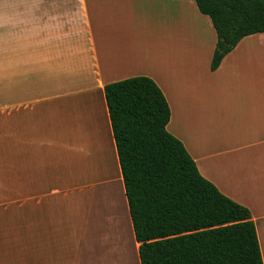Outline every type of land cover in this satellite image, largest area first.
Returning <instances> with one entry per match:
<instances>
[{"label":"crops","instance_id":"1","mask_svg":"<svg viewBox=\"0 0 264 264\" xmlns=\"http://www.w3.org/2000/svg\"><path fill=\"white\" fill-rule=\"evenodd\" d=\"M93 1L0 8V264H141L104 91L137 75L162 89L202 176L250 209L264 260V32L212 70L211 22L213 42L133 44Z\"/></svg>","mask_w":264,"mask_h":264},{"label":"trees","instance_id":"2","mask_svg":"<svg viewBox=\"0 0 264 264\" xmlns=\"http://www.w3.org/2000/svg\"><path fill=\"white\" fill-rule=\"evenodd\" d=\"M217 35L215 70L245 36L264 32V0H194ZM141 264H264L251 211L202 176L167 130L171 109L151 77L104 87Z\"/></svg>","mask_w":264,"mask_h":264},{"label":"rangeland","instance_id":"3","mask_svg":"<svg viewBox=\"0 0 264 264\" xmlns=\"http://www.w3.org/2000/svg\"><path fill=\"white\" fill-rule=\"evenodd\" d=\"M94 1H96V6L101 13L105 10L108 11L107 20L117 24L114 29L109 31L114 36L119 37L118 39L120 40H131L133 44L149 43L152 45L161 43L165 45L167 50L181 39H200L202 42L207 41L209 43L210 40L208 38H211L213 42L212 29H210L211 34H208L205 30L206 35H204L201 28L203 26L207 28L206 23L208 24L211 21L209 17L202 13V15H199V12L194 7L196 4L193 0H186V4L160 2L166 5L163 7L153 5L146 0ZM20 4L21 0H0L1 9L9 5L12 8H18ZM201 18H204L203 26L199 23ZM3 33L4 30L0 29V75L4 74L2 61ZM198 50V53H203L204 46L198 47ZM0 108H5L4 81L2 77H0ZM1 118H3V115L0 114Z\"/></svg>","mask_w":264,"mask_h":264}]
</instances>
